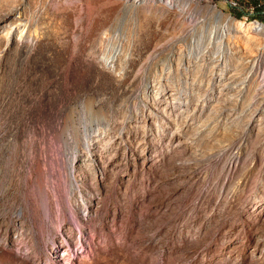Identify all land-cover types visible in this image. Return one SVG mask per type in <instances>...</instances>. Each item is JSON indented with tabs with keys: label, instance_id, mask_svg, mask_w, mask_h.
Masks as SVG:
<instances>
[{
	"label": "rangeland",
	"instance_id": "obj_1",
	"mask_svg": "<svg viewBox=\"0 0 264 264\" xmlns=\"http://www.w3.org/2000/svg\"><path fill=\"white\" fill-rule=\"evenodd\" d=\"M259 26L264 0H0V264H264Z\"/></svg>",
	"mask_w": 264,
	"mask_h": 264
},
{
	"label": "bare ground",
	"instance_id": "obj_2",
	"mask_svg": "<svg viewBox=\"0 0 264 264\" xmlns=\"http://www.w3.org/2000/svg\"><path fill=\"white\" fill-rule=\"evenodd\" d=\"M258 28L259 29H264V26H259ZM38 189H41V188L38 186ZM43 197H44L43 199H44V204H45L47 213L49 214L50 211H51V209H50V203H49V200H48V196H47L46 191H44Z\"/></svg>",
	"mask_w": 264,
	"mask_h": 264
},
{
	"label": "water",
	"instance_id": "obj_3",
	"mask_svg": "<svg viewBox=\"0 0 264 264\" xmlns=\"http://www.w3.org/2000/svg\"><path fill=\"white\" fill-rule=\"evenodd\" d=\"M219 13H221V12L219 11Z\"/></svg>",
	"mask_w": 264,
	"mask_h": 264
}]
</instances>
